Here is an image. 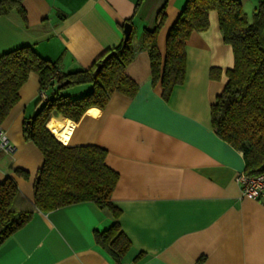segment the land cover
I'll return each mask as SVG.
<instances>
[{
  "label": "crops",
  "instance_id": "crops-1",
  "mask_svg": "<svg viewBox=\"0 0 264 264\" xmlns=\"http://www.w3.org/2000/svg\"><path fill=\"white\" fill-rule=\"evenodd\" d=\"M250 18L260 0H239ZM138 3V5H137ZM185 0H23V13L0 15V55L32 46L61 72L88 68L124 37L130 19L136 41L125 71L138 85L134 98L114 92L105 107L92 106L73 120L53 112L46 123L63 144L106 149L105 163L118 173L112 201L117 221L131 242L121 264H264V198L241 196L236 177L244 171L242 151L220 138L210 109L226 84L233 52L224 43L215 10L205 31L186 41V70L170 98L151 84L144 30L159 13L164 22L157 48L165 56L168 32ZM90 85L63 92L77 97ZM49 92V91H48ZM38 76L29 75L19 100L0 127L16 146L0 153V182L11 176L27 202L43 164L37 146L23 136V124L39 106ZM19 168L27 177L17 174ZM115 219L94 202H78L30 219L0 244V264H113L96 243L95 231Z\"/></svg>",
  "mask_w": 264,
  "mask_h": 264
},
{
  "label": "trees",
  "instance_id": "trees-1",
  "mask_svg": "<svg viewBox=\"0 0 264 264\" xmlns=\"http://www.w3.org/2000/svg\"><path fill=\"white\" fill-rule=\"evenodd\" d=\"M22 1L0 0V15L23 13ZM211 10L217 12L223 41L233 52L226 84L211 105V124L220 138L242 151L244 171L258 175L264 173V0L258 2L250 18L239 0H185L168 32L165 56L157 48V34L165 19L162 11L155 26L142 32L140 48L149 56L151 84H160L161 96L168 100L173 88L185 79L186 41L193 31L208 28ZM126 22L130 23V19ZM110 51L114 54L97 70L98 63ZM135 53L131 28L126 41L107 49L88 68L71 72H61L56 62L42 57L32 46L0 55V124L19 100V90L31 73L38 76L39 93L44 91L48 97L43 100L39 95V108L22 129L24 138L32 141L43 155L33 183V201L23 198L13 177L6 176L0 182V244L22 227L34 210L48 212L89 201L109 211L115 219L108 228L95 231L94 238L111 256L113 264H121L131 242L117 221L121 211L113 204L112 193L118 173L106 165V149L63 144L46 123L53 112L77 122L87 108L105 107L114 92L134 98L138 85L125 69ZM65 80L68 83L58 87ZM83 84L90 88L77 97L63 92ZM14 171L27 177L24 170Z\"/></svg>",
  "mask_w": 264,
  "mask_h": 264
},
{
  "label": "built area",
  "instance_id": "built-area-1",
  "mask_svg": "<svg viewBox=\"0 0 264 264\" xmlns=\"http://www.w3.org/2000/svg\"><path fill=\"white\" fill-rule=\"evenodd\" d=\"M39 95L43 100L48 98L44 91H41ZM15 151L16 146L10 142L6 133L0 127V153L12 156ZM236 182L240 185L243 198L253 200L264 198V173L249 175L243 171L237 175Z\"/></svg>",
  "mask_w": 264,
  "mask_h": 264
},
{
  "label": "water",
  "instance_id": "water-1",
  "mask_svg": "<svg viewBox=\"0 0 264 264\" xmlns=\"http://www.w3.org/2000/svg\"><path fill=\"white\" fill-rule=\"evenodd\" d=\"M131 24L129 22H125L124 23V26H123V32H124V37H123V40L126 41L129 34H130V31H131ZM114 54V51H110L108 54H106V56L102 59V61L100 63H98L97 65V70H100V68L102 67V64L112 55ZM68 83V80H65L63 82H61L59 84L58 87H62L64 85H66ZM30 120H27V122H29Z\"/></svg>",
  "mask_w": 264,
  "mask_h": 264
},
{
  "label": "bare ground",
  "instance_id": "bare-ground-1",
  "mask_svg": "<svg viewBox=\"0 0 264 264\" xmlns=\"http://www.w3.org/2000/svg\"><path fill=\"white\" fill-rule=\"evenodd\" d=\"M50 131V130H49Z\"/></svg>",
  "mask_w": 264,
  "mask_h": 264
}]
</instances>
